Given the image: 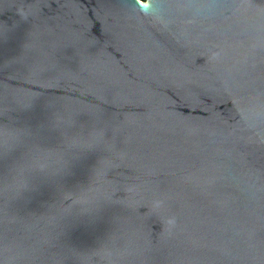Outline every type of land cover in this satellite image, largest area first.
Instances as JSON below:
<instances>
[{
    "label": "water",
    "instance_id": "95a60500",
    "mask_svg": "<svg viewBox=\"0 0 264 264\" xmlns=\"http://www.w3.org/2000/svg\"><path fill=\"white\" fill-rule=\"evenodd\" d=\"M0 264H264V0H0Z\"/></svg>",
    "mask_w": 264,
    "mask_h": 264
},
{
    "label": "clouds",
    "instance_id": "9594fccd",
    "mask_svg": "<svg viewBox=\"0 0 264 264\" xmlns=\"http://www.w3.org/2000/svg\"><path fill=\"white\" fill-rule=\"evenodd\" d=\"M138 3H141L142 5H147L148 0H137Z\"/></svg>",
    "mask_w": 264,
    "mask_h": 264
}]
</instances>
